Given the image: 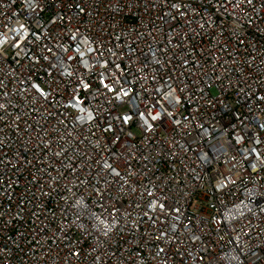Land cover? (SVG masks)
Here are the masks:
<instances>
[{
	"label": "built area",
	"instance_id": "1",
	"mask_svg": "<svg viewBox=\"0 0 264 264\" xmlns=\"http://www.w3.org/2000/svg\"><path fill=\"white\" fill-rule=\"evenodd\" d=\"M0 264H264V0H0Z\"/></svg>",
	"mask_w": 264,
	"mask_h": 264
}]
</instances>
